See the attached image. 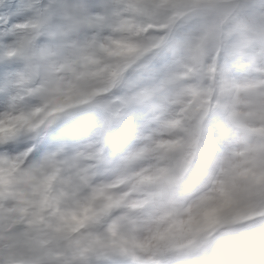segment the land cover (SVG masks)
<instances>
[{"label": "clouds", "instance_id": "obj_1", "mask_svg": "<svg viewBox=\"0 0 264 264\" xmlns=\"http://www.w3.org/2000/svg\"><path fill=\"white\" fill-rule=\"evenodd\" d=\"M27 19L0 36V181L45 237L89 264H264V0H35Z\"/></svg>", "mask_w": 264, "mask_h": 264}, {"label": "snow or ice", "instance_id": "obj_2", "mask_svg": "<svg viewBox=\"0 0 264 264\" xmlns=\"http://www.w3.org/2000/svg\"><path fill=\"white\" fill-rule=\"evenodd\" d=\"M34 3L35 0H28L23 5L22 22L0 15V36H15L33 26L27 13ZM0 5H4V0H0ZM13 54L11 50L4 53L8 57ZM252 115L264 119V105L257 103ZM248 131L264 135V128ZM262 150L260 147L250 149L253 153ZM29 209L30 203L23 193L10 186L8 179L0 181V264H89L90 246L81 247L77 242L76 248L69 251L67 246L53 243L52 239L45 237L41 227L45 223L44 217ZM55 231H60L59 226Z\"/></svg>", "mask_w": 264, "mask_h": 264}, {"label": "rangeland", "instance_id": "obj_3", "mask_svg": "<svg viewBox=\"0 0 264 264\" xmlns=\"http://www.w3.org/2000/svg\"><path fill=\"white\" fill-rule=\"evenodd\" d=\"M12 0H4V5H0V15L9 16L13 18L16 22H22L24 16L23 5L28 2V0H18L16 6H10Z\"/></svg>", "mask_w": 264, "mask_h": 264}]
</instances>
